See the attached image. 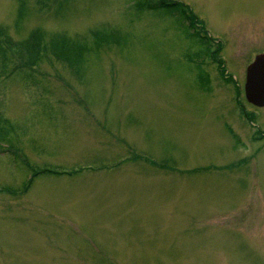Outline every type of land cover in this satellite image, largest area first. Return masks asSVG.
Returning a JSON list of instances; mask_svg holds the SVG:
<instances>
[{
  "label": "rangeland",
  "instance_id": "obj_1",
  "mask_svg": "<svg viewBox=\"0 0 264 264\" xmlns=\"http://www.w3.org/2000/svg\"><path fill=\"white\" fill-rule=\"evenodd\" d=\"M141 1L0 0L82 52L0 60V264H264V0Z\"/></svg>",
  "mask_w": 264,
  "mask_h": 264
},
{
  "label": "trees",
  "instance_id": "obj_2",
  "mask_svg": "<svg viewBox=\"0 0 264 264\" xmlns=\"http://www.w3.org/2000/svg\"><path fill=\"white\" fill-rule=\"evenodd\" d=\"M141 4H139V9L144 10L148 3H151L150 0H142ZM150 7L155 8H166L171 10H176V13L181 14V18L186 19L187 21H194L197 19V17L193 14L192 10L188 7H186L183 3L174 1V0H158L153 5H149ZM99 33V32H98ZM113 34L116 36L115 38L119 39L121 36H119V33L117 31L113 32ZM93 35L95 36V32H93ZM100 36V33L98 35ZM203 42L206 44L208 43V38L205 37L204 39L201 38ZM78 46V41L73 40L71 38L65 37V36H56L53 37L50 40H47L44 36V34L41 32V30L35 29L32 31L28 37L22 39V40H14L12 37L7 35L2 29H0V60L2 62H6L7 54L18 57V60L21 63V66H18V68H27V66H34L40 59V57L46 53H50L60 61L62 59H70L71 56H74V61H77L79 57H82L81 53H77L74 48ZM6 47L10 48L12 51H9L6 49ZM74 47V48H73ZM208 50H210V46H208ZM212 53V51L210 50ZM214 53V52H213ZM16 58V57H15ZM12 60V59H11ZM221 68H223L222 61L219 62ZM3 65V64H2ZM5 68L6 66L3 65ZM231 78V77H229ZM152 162H156L152 160ZM40 172H56L52 171V169H41V171L35 172L34 175L40 173Z\"/></svg>",
  "mask_w": 264,
  "mask_h": 264
},
{
  "label": "water",
  "instance_id": "obj_3",
  "mask_svg": "<svg viewBox=\"0 0 264 264\" xmlns=\"http://www.w3.org/2000/svg\"><path fill=\"white\" fill-rule=\"evenodd\" d=\"M245 91L250 102L264 105V54L258 55L248 67Z\"/></svg>",
  "mask_w": 264,
  "mask_h": 264
}]
</instances>
